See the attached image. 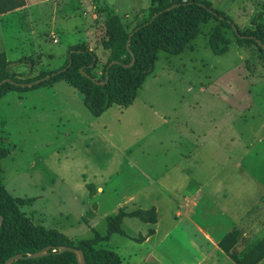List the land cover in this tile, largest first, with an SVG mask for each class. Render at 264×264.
Instances as JSON below:
<instances>
[{
    "label": "rangeland",
    "instance_id": "374dc122",
    "mask_svg": "<svg viewBox=\"0 0 264 264\" xmlns=\"http://www.w3.org/2000/svg\"><path fill=\"white\" fill-rule=\"evenodd\" d=\"M24 1L0 15V53L9 62L28 59L10 66L20 80L62 67L72 46L95 52L92 74L100 78L105 18L117 15L130 30L159 0ZM200 1L241 31L264 20V0ZM217 25H201L178 55L159 52L126 108L95 117L63 81L0 98V146L8 151L1 183L12 197L33 199L20 211L34 225L75 242L98 234L95 247L113 250L123 264H232L199 239L234 234L235 244L226 245L241 258L264 236L262 54L238 47L223 28L227 51L215 55L208 42ZM159 179L200 199H176L157 188ZM119 209L154 211L156 223L122 220L126 236H107V218Z\"/></svg>",
    "mask_w": 264,
    "mask_h": 264
},
{
    "label": "trees",
    "instance_id": "16d2710c",
    "mask_svg": "<svg viewBox=\"0 0 264 264\" xmlns=\"http://www.w3.org/2000/svg\"><path fill=\"white\" fill-rule=\"evenodd\" d=\"M24 4V0H0V15L21 8ZM210 20L218 23L208 42L215 55H222L227 51V43L221 33L226 28L232 31L238 47L254 45L262 54L264 64V20L253 23V30L241 31L230 17L212 8L207 2L159 0L156 7L149 9L148 17L130 30L117 15L105 18L102 48L108 52V60L100 71V78L92 74L98 58L93 50L85 46L70 47L62 67L26 80L18 79L10 66L28 59L9 62L0 53V98L9 92L28 91L63 81L83 95V104L95 117L113 105L126 108L133 103L146 78L153 72L157 54H180L197 37L201 25ZM132 60L133 65L128 67ZM106 79L105 84H101ZM7 155L8 151L0 146V161ZM32 202V198L12 197L5 190L0 177V216L3 217L0 225V264H4L11 256H26L44 248L47 250L42 257L22 259L12 264H77L73 253L61 252V248L67 246L81 249L86 264H123L113 250L95 247L102 241L98 234L91 239L75 242L55 229L34 225L20 211L21 206ZM127 217L144 223H156L154 211L137 210L127 213L119 209L115 215L107 218V236H126L120 225ZM227 243L231 246L235 244L234 234H229L219 242V247L236 264H258L264 259V236L241 258L234 255Z\"/></svg>",
    "mask_w": 264,
    "mask_h": 264
},
{
    "label": "crops",
    "instance_id": "0c3cea01",
    "mask_svg": "<svg viewBox=\"0 0 264 264\" xmlns=\"http://www.w3.org/2000/svg\"><path fill=\"white\" fill-rule=\"evenodd\" d=\"M138 170V171H137ZM136 172L139 174V176L142 178V182L143 181H146V182H148V184H149V182H151V181H153L151 178H149L147 175H145V173H143V171L141 172V171H139V169H136ZM148 177V178H147ZM156 181V180H155ZM164 183V182H163ZM162 182L160 183V179H159V181H158V189L161 191V190H163V191H167L168 193H173L174 194V197L176 198V199H200V197H198V196H195V197H193V196H191V193H189L188 192V190H187V188L185 187V186H183V187H181V189H177V188H169V190L168 189H166L167 187H168V184H163ZM161 184L163 185V187L161 186ZM167 186V187H166ZM148 187V189L150 188V187H153V186H150V184L147 186ZM155 188V187H154ZM147 190V189H146ZM146 190H144V191H146ZM173 191V192H172ZM156 192V189H155V191H154V193ZM202 192L200 191V192H198V194H201ZM136 196V195H135ZM134 196V197H135ZM141 203V202H140ZM139 203V204H140ZM157 210V209H156ZM185 215L187 216L186 218L187 219H191V215L189 214V213H185ZM126 219H134V218H124L123 219V221L124 220H126ZM123 224V223H122ZM157 225V224H156ZM156 226H154V228H155ZM154 228H153V233L151 234V235H154L155 234V230H154ZM151 235H149L145 240H144V242L142 243V244H139V245H144L145 243H148L153 237L151 236ZM262 239V238H261ZM200 241H198V243L197 244H201L202 246H209L210 247V252L211 251H215V252H218L219 253V255H221V257H223L225 260H228V261H230L232 264H236L220 247H219V242H220V239H216V238H214V239H207V236L206 235H204V237L203 238H200L199 239ZM257 243V242H256ZM255 243V244H256ZM200 247V246H199ZM201 248V247H200ZM209 252V253H210ZM209 253H205L204 252V254H209ZM152 254H154V252H153V250H151V249H149V250H147V255H146V257L144 258V262H146V260L147 259H149V258H151L153 255ZM204 261V260H203ZM202 261V262H203ZM122 262H123V260H122ZM202 262L200 263V264H202ZM206 262V261H205ZM206 264H207V262H206Z\"/></svg>",
    "mask_w": 264,
    "mask_h": 264
},
{
    "label": "water",
    "instance_id": "95a60500",
    "mask_svg": "<svg viewBox=\"0 0 264 264\" xmlns=\"http://www.w3.org/2000/svg\"><path fill=\"white\" fill-rule=\"evenodd\" d=\"M262 48L264 49V46H262ZM133 62H134V60H132L131 63L127 66L131 67L133 65ZM82 75L85 76V73H82ZM106 81H107V79L104 82H102L101 84H105ZM2 221H3V217L0 216V225L2 224ZM46 250H47V248H44L41 251H37V252L31 253V254H28L26 256H23L20 254L11 256L4 262V264H12L13 262L18 261V260H22V259L39 258V257H42L43 255L46 254ZM61 252H71L75 255V257L77 259V264H86L83 251L77 247H70V246L62 247Z\"/></svg>",
    "mask_w": 264,
    "mask_h": 264
},
{
    "label": "built area",
    "instance_id": "2783aa9c",
    "mask_svg": "<svg viewBox=\"0 0 264 264\" xmlns=\"http://www.w3.org/2000/svg\"><path fill=\"white\" fill-rule=\"evenodd\" d=\"M57 41V40H56Z\"/></svg>",
    "mask_w": 264,
    "mask_h": 264
}]
</instances>
